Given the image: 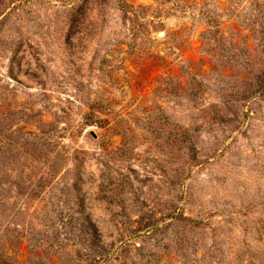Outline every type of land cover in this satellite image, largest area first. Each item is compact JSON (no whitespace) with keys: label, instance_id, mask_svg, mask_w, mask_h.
<instances>
[{"label":"rangeland","instance_id":"obj_1","mask_svg":"<svg viewBox=\"0 0 264 264\" xmlns=\"http://www.w3.org/2000/svg\"><path fill=\"white\" fill-rule=\"evenodd\" d=\"M0 264H264V0H0Z\"/></svg>","mask_w":264,"mask_h":264}]
</instances>
